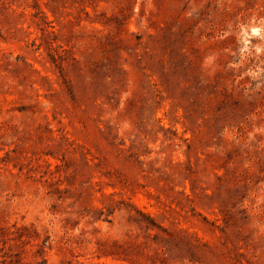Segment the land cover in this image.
I'll use <instances>...</instances> for the list:
<instances>
[{"label": "rangeland", "instance_id": "1", "mask_svg": "<svg viewBox=\"0 0 264 264\" xmlns=\"http://www.w3.org/2000/svg\"><path fill=\"white\" fill-rule=\"evenodd\" d=\"M0 264H264V0H0Z\"/></svg>", "mask_w": 264, "mask_h": 264}]
</instances>
